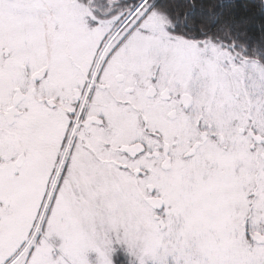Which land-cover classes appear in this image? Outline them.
<instances>
[{"label":"snow or ice","instance_id":"obj_1","mask_svg":"<svg viewBox=\"0 0 264 264\" xmlns=\"http://www.w3.org/2000/svg\"><path fill=\"white\" fill-rule=\"evenodd\" d=\"M0 264H264V0H0Z\"/></svg>","mask_w":264,"mask_h":264}]
</instances>
